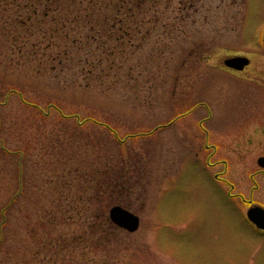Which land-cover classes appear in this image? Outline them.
<instances>
[{"label":"rangeland","instance_id":"obj_1","mask_svg":"<svg viewBox=\"0 0 264 264\" xmlns=\"http://www.w3.org/2000/svg\"><path fill=\"white\" fill-rule=\"evenodd\" d=\"M110 1L64 0L29 28L27 0H0V264H264L246 217L264 206V0H125L114 31ZM191 50L211 61L192 69ZM233 54L252 68L224 70ZM113 168L104 212L138 215L134 233L92 214ZM70 193L87 198L73 218Z\"/></svg>","mask_w":264,"mask_h":264},{"label":"trees","instance_id":"obj_2","mask_svg":"<svg viewBox=\"0 0 264 264\" xmlns=\"http://www.w3.org/2000/svg\"><path fill=\"white\" fill-rule=\"evenodd\" d=\"M27 4H25L26 6L25 7H22L24 10H27L28 14H32L33 15V18H31L30 20H28L29 18H26L24 16H21V15H18L16 16L15 20L16 23L20 26H23V27H29V28H32V24H34L36 21H38V17H41L43 21H45V18L48 17V13L50 12L51 14L56 12V11H59L60 12V9H58V5L60 2H63L64 0H46V10L44 11L45 13L44 14H40L38 12V8L40 3L43 2V0H27ZM94 1V4L96 6H98L99 3L102 2V0H93ZM12 3L18 5V6H21L20 3H18V0H12ZM29 5V6H27ZM129 5L128 3H125V0L122 2L121 0H111L110 2H108L105 6V9H103L101 6H99V10L101 12V15H103V18L107 19L109 18L108 17V13L113 11L114 12V16H113V19H114V22H111V31H114V29H118L119 30V25H121L120 23L123 22V18L121 17V13H123L125 15V12L127 15H131V16H134L135 13H136V9L138 8L136 5L133 6V7H130V6H127ZM103 12V13H102ZM21 17V18H20ZM47 19V18H46ZM34 22V23H33ZM90 22H92V24L90 23L91 25V28H90V31L91 32H97V31H100V22L99 20H93L90 18ZM88 23V22H87ZM122 29V27L120 28ZM111 31H108V32H111ZM126 34H128V31H126ZM93 41L95 40V35L93 34V38H91ZM118 39V38H117ZM87 40L90 41V38H87ZM43 42V41H42ZM41 42V43H42ZM40 45L39 44H31L30 47H32L31 49H37ZM49 47L46 46L45 49H47ZM67 51V50H66ZM68 55V56H67ZM66 56L67 58H69V53H66ZM58 63L62 64L64 63V59L62 58H58ZM67 117V116H65ZM0 151H3L4 154H11L9 151L5 150L2 146L0 147ZM23 154V152L21 153ZM68 165V164H67ZM19 172H18V179H19V184H20V188L18 190V193L16 194L15 198H13V200L11 201L12 205H10L4 212L6 214V212L9 210H11V208L14 206L15 203H17L19 197L22 195L23 193V188H22V184L24 182V176H23V172H22V166H23V160H20L19 164ZM68 168H65L64 171H63V174H62V178H65V177H70L72 173H70L68 170ZM71 169V168H69ZM109 169V168H107ZM67 171V172H66ZM101 171V170H100ZM118 171V169H117ZM116 171V168H113L111 169L110 171H105L102 173L104 175H106V178L102 179L104 181L103 185L100 184V187L101 189L99 190L100 193L99 195H93L92 196V206H95V205H98V207L100 205H104V206H101L99 209L102 212V214H99L96 215V212H92L93 216L95 217V220L96 221H99L100 219V225H107L108 228L112 231H114V228H117L111 221H110V218L108 217V214H106V212H104L106 206H108V201L110 202H113V199H112V196L110 194H107V190H108V187L110 186V188H115L118 192H119V178L117 177V175L119 176V173ZM58 178H60V175L56 176V177H53L52 180H55L57 181ZM122 180V179H121ZM121 186H122V183H121ZM115 191V190H114ZM73 193V192H72ZM112 195H115V194H112ZM85 200H87L86 197H78L76 198V195H72L71 193L66 195L65 197H61V202L63 201V208L62 210L64 209V207H66V210H64L66 213H74L75 212V209H77V207H80L82 205V202H84ZM94 204V205H93ZM96 211V210H95ZM62 214H63V211H61ZM61 212L59 211L58 214L56 213L55 214V220L57 222H59V220L62 221V214ZM70 215V214H69ZM96 215V216H95ZM73 218V216L70 215V218ZM37 218H39V215H37ZM64 219V218H63ZM68 220V219H67ZM104 220V221H103ZM65 221V219H64ZM64 221L62 223H64ZM40 222H41V219H37L35 220V223L39 224L40 225ZM43 222H44V217H43ZM48 234V237H49V240L46 242V243H50L52 238L53 237H50L51 235H53V233H47ZM39 237V236H38Z\"/></svg>","mask_w":264,"mask_h":264},{"label":"water","instance_id":"obj_3","mask_svg":"<svg viewBox=\"0 0 264 264\" xmlns=\"http://www.w3.org/2000/svg\"><path fill=\"white\" fill-rule=\"evenodd\" d=\"M264 42V36H263ZM249 59L246 57H233L225 61L229 68L243 70L249 64ZM258 165L264 168V157L258 159ZM248 220L260 230H264V207L254 205L246 212ZM111 222L118 228L134 233L138 231L141 225V219L135 213L123 208L120 205L113 206L109 211Z\"/></svg>","mask_w":264,"mask_h":264},{"label":"flooded vegetation","instance_id":"obj_4","mask_svg":"<svg viewBox=\"0 0 264 264\" xmlns=\"http://www.w3.org/2000/svg\"><path fill=\"white\" fill-rule=\"evenodd\" d=\"M194 1V0H193ZM28 2V1H27ZM246 2H247V0H246ZM236 3V1L234 2V4ZM24 17H26V18H29L28 20H30L31 18H33V15L32 14H29V15H25ZM21 18V17H20ZM41 20H43V19H41ZM190 55H193V58L192 59H195V60H186L183 64H188L189 66H191L190 64H193L192 66H191V68L192 69H196L197 70V68H199V67H202L204 64L203 63H206V61L205 60H209L208 59V57H205L203 54L201 55V56H196V52H195V50L193 51V50H191L190 51ZM233 57H246V58H248L249 59V64L247 65V66H245V68L243 69V70H237V69H233V68H229V67H227L226 66V64H225V61L227 60V59H229V58H233ZM229 58H226L225 60H224V62H223V65H224V70H226V71H228V72H231V73H238V72H245V71H247V70H249L250 68H252V64H253V59L250 57V56H247V55H244V54H233V55H231V56H229ZM209 61H211V60H209ZM208 61V62H209ZM188 62V63H187ZM207 64V63H206ZM206 66V65H205ZM213 68H214V66H212ZM181 79V78H180ZM195 79H196V77H195ZM195 79H192L191 81H195ZM177 80H179V79H177ZM177 93V92H176ZM178 103V105H179V102H177ZM181 103V102H180ZM183 105H185V104H183ZM197 106V105H196ZM196 106H195V108H196ZM195 108H193V109H191L190 111H187V112H185V113H181L180 114V116H178V118L177 119H173L172 121H170L169 122V124L171 125V126H169V127H173V125L177 122V121H179V119L180 118H184L185 116H187V115H190V114H193L195 111ZM199 122H201L202 123V121H199ZM264 172V171H263ZM217 176V175H216ZM216 178H218V180H219V176H217ZM248 224H249V226L250 227H252V228H254V230L256 231V233L258 234V235H261L262 237L264 236V230H260V229H257L252 223H250V222H248Z\"/></svg>","mask_w":264,"mask_h":264}]
</instances>
